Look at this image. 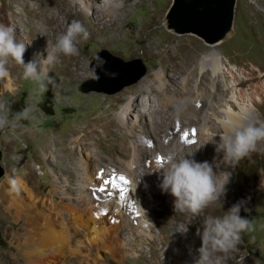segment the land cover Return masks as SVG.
<instances>
[{
  "label": "rangeland",
  "instance_id": "1",
  "mask_svg": "<svg viewBox=\"0 0 264 264\" xmlns=\"http://www.w3.org/2000/svg\"><path fill=\"white\" fill-rule=\"evenodd\" d=\"M22 1L24 0H0V22L6 24H8V22H13L12 24L14 25L15 21L9 17V14L12 13L13 9L18 11L19 8V11L24 13L25 9L22 6ZM31 1L36 3L39 2L38 0ZM58 1L59 3H57V5L59 4V7L61 4V8H59L62 11L59 17L61 22H64L65 14L68 11L67 7H70L71 2H69L70 0H65L64 5L62 3L63 0ZM97 1H100V4L103 6L107 5L106 2L101 0ZM120 1L121 0H117L113 3ZM46 2L50 3L49 0H46ZM172 3L173 0H136L123 10L124 15L120 16L121 19L117 24L111 25L110 21H106V27L104 26V23L95 24V13L88 14L85 12L86 15L84 14V17L82 18L84 21L83 25L86 27L90 35L86 40L81 39L78 45L80 49L78 62H81H73L65 57L58 58L54 67L51 66V71L49 72V76L53 77L56 81L55 86L49 85L44 94H38L37 85L34 81L23 78L22 67L17 65H15L16 67L14 66V70L19 71V75L16 78L18 89L10 91L6 89L5 86L0 85V99L6 100L10 103L12 115L23 110L30 104L36 105L39 110L35 113V120H22L19 122L18 127H9L0 130V149L2 151L1 165L4 168V174L0 178V188H2V186L4 187V206H8L12 199H17L21 206V211L36 215L39 218V225L42 228H45L53 209L51 203L52 189V193L54 192L55 194V201L59 203V205L53 209L55 211L54 217H58V220L60 221L63 217L67 218L69 224L73 226L74 217L80 210H89V208H86L89 206H82L77 200H75L76 198H80L79 194L81 192L85 191L68 189L66 186L67 184L70 183L76 188V186H78L77 183H82L86 186V189H90L92 184L97 186L100 185L105 188H110L111 183L118 185L120 183L119 180H121L120 177H124V180L129 181V178L125 176L126 173L121 171V173H113L112 182L106 184L105 182H101V180H96L97 182H92L91 184V182L86 181L83 172L81 177H79L75 172H73V174L72 172L67 171V169H60L55 163V158L59 155V148L65 146V144L62 143V139H68V143H71L73 142L72 139L74 137H81L82 132L74 134V130L76 128L82 129L88 125V122L91 119L94 120L95 118L101 119L107 117V120L96 122V134L98 131L101 132L103 130L104 124L108 119H116L117 124L118 120L116 118V113L120 112L121 108L128 104L131 97H134L136 103H139L138 108H141L142 110L147 109L151 98L157 100V103L159 104L157 105V108L160 109L162 100L169 98L172 101H181L185 100L187 97H195L197 95V90L203 91L207 84L215 85L219 79L222 83L233 84L231 73L228 71V68H232L237 76L242 78L244 75H247V77H249V79L245 80L239 87H237L242 88L245 92V98L239 99V101H242L241 103H250L252 107L254 106V108H252L254 122L264 121V0H237L233 32L228 38L215 46L208 45L204 39L196 34H181L169 29L166 24V17ZM53 8V10L58 11L56 7ZM123 22L124 26L119 28V30L118 27L120 23ZM39 25L46 28L48 27L46 22L39 21ZM94 29L96 33L93 32ZM23 30L24 28L22 26H16V31L20 38L22 35L25 36V34L22 33ZM61 33L63 32L61 31V28H59L57 36ZM183 39L193 40V45L191 44V46L198 49L201 56L214 47L222 52L225 58V62L223 63L224 75L219 74V78L217 76L215 78L214 74L209 70L205 76V72H200L199 69H196L194 72H191L190 70H178L174 72L170 68L172 63L169 62L168 68L166 69V72L164 71L163 76H157L156 72L158 70H163L161 58H153V56L149 54L150 52L146 54L144 51H141V49L149 47L150 44L153 43L152 50L157 51L159 43L169 45V42H173L174 40L172 44H176ZM40 43H44L43 45H45L44 47L46 48V41H40ZM54 48L55 44H53L52 48L48 51L52 52ZM103 52H107L126 62L140 60L141 64L146 68V73L137 82L130 84L115 93L85 91L82 87L84 83H87V86L89 87L106 86L112 88L119 85L124 79L133 77L135 74H133L135 65L122 67L117 64L115 65L116 67L114 70L111 71V73L114 72L117 74L115 78L107 75L106 73L109 70V66H114L115 63L110 59L103 57L107 63L104 65L103 69L97 71V74L100 76L99 81L93 80L89 76V72L92 70L94 57L96 54H101ZM62 55L65 56L64 54H61V56ZM179 55L181 59H184L187 55V51L181 50ZM80 63H83L84 65H81ZM76 67H80L78 71L79 75L75 74ZM241 71L244 75L240 73ZM150 82L155 84L166 82L167 84H165L168 85L169 90L161 91L158 87L153 86V90L149 93L142 91V86L149 84ZM184 85L191 88L194 92L190 95L179 94L176 89H181ZM237 88H233V90L231 89L225 93L223 99H225L224 103H226V105H233L234 99H232L231 96L233 91L234 93L237 91ZM253 89L255 90L253 91ZM250 95H252L251 98ZM259 98L261 100H259ZM166 109L169 113H172L173 118L176 121L179 120V116H177L175 112L176 106L170 105ZM104 110L105 113H102ZM216 110L219 111L218 108H216ZM211 112L210 106L206 107V111L203 113L204 119L208 121L212 114ZM132 114L133 115H130L131 118L129 119L130 126H132L135 121V112L133 111ZM161 115V112L154 114L157 119H159ZM150 118L149 114H146V117L143 116V119L146 122L144 125L149 124L147 121H149ZM206 120L199 122L198 131L207 129L208 132L203 134L202 139L199 138L193 141L202 144L205 141V138H208L210 140V149L207 153L210 154L213 151L216 152V145L221 142L222 132L215 127L213 130H209L210 124ZM175 122L173 123L172 119L169 120V118H167V123H170L169 127L172 130L173 127H176ZM214 123H216V121H214ZM112 129L113 131L116 130L117 132H121V129L124 128L113 127ZM126 133L127 144L131 146V141H133L131 138L132 135L130 132V134H128L127 131ZM164 135V132L158 134L157 138L160 143L161 141H165ZM80 141L82 144L92 142L91 139L85 140L84 138ZM179 142L180 141L176 139L175 142H173V147L176 148ZM147 143L148 145L150 143V151H147L148 153L146 152L147 155L145 156L148 157V160L146 159L145 162L154 160L155 163H151L152 168L149 173L150 177L140 180L138 188H136V191H133L130 195L136 201L138 209L142 212L147 211V209H145L144 201H149L151 207H154V205L155 207L148 210L146 216H141L139 220L135 222V227L132 226L131 228L132 231L129 228L131 226H128L126 228L124 227L125 229L120 228V233H117L119 231L117 230L118 227L115 225L118 224L117 220H121L122 216L116 215L115 213L108 214L105 219V224L106 228L109 230L108 236H112L111 241L107 243V246H110H106L99 250H97V247H94V250H88L83 246L82 253L77 252L78 255L77 253L71 254L69 253L70 251H68V264H177L175 260L173 261L174 258L171 253L177 249V242L182 241L183 236L180 232L174 231L176 226L187 223L191 224H188V226L192 227L190 236L198 235V229L201 232V216H194L187 210L183 212L176 210L175 202L159 205L160 202L163 204L165 199L169 200L171 196L168 191L161 194V191H163L161 188L162 180H159L160 173L156 170L158 169V165L162 162V158H158L156 154H154V151H152V140ZM111 145L113 146L111 147ZM119 145L120 143L114 140L107 145L106 148L91 146V150L94 149L99 154L100 158L98 162H100V168L108 170L110 165L118 164ZM79 146L80 144L76 145L78 156L82 157L80 156L81 147ZM193 152L194 157H196L197 153L195 150H193ZM218 154L220 156L217 161L214 162V167L216 169L224 164L221 152ZM112 156L113 159L111 158ZM203 156H205V154H203ZM85 158L82 157V161H84L83 167L86 166L85 164L92 165L90 167L91 175L94 171L96 174L101 171L98 169V162L87 156ZM143 164L145 165V163ZM39 166L42 167L39 168ZM144 167L145 166H143V168ZM107 170L106 172L110 175L111 172L109 170L108 172ZM227 170L231 173V180L227 185V192L225 197L222 198V203H213L204 214L222 216L233 204L243 201L244 204L241 208L240 215L251 221L252 229L242 235V243L237 246L241 252L233 253V259H230L228 264H264V191L260 189V181L262 175H264V154L253 153L250 157L243 158L234 168L228 165ZM106 172L105 174H107ZM156 172H158V174ZM153 173H156L157 176L153 175ZM54 174H59L62 178L56 182H50L53 180ZM10 178L18 180V191L12 190L9 183ZM142 181L147 186L144 189V196L139 194ZM89 183L91 184L90 186L87 185ZM128 183H130V181ZM122 186L120 185L119 188ZM89 189L85 192V195L91 198L94 194H92ZM155 191L158 192L157 195H154L153 192ZM70 195L72 196V199L69 197ZM117 195H119V193ZM94 197L97 198L100 196L95 195ZM245 207L248 209L247 212L244 211ZM13 210L15 211L17 209ZM113 212L116 211L113 210ZM10 224V220H0L1 252H12L10 244L12 242L14 243L15 239L13 235H11L12 229L10 228ZM157 224H164L166 226V232L162 235L163 237H167L164 243L162 242L160 228ZM6 227L10 229H7ZM72 231H74V234H72L73 248H77L79 238L83 239L86 243L88 242L85 234L82 235L83 233H77L75 232V229H72ZM138 233L142 234V236L138 237L140 245L137 244L136 249H133L130 242H136L135 239L137 235H139ZM154 237H157L156 241L153 239ZM111 246L112 248H110ZM124 247H128V250L123 249ZM151 248L157 250V255L152 256ZM126 250L129 251V253H136L137 256L134 258L130 254V256L125 257V260L123 261V254ZM92 259L97 262H94ZM183 264L190 263L184 261Z\"/></svg>",
  "mask_w": 264,
  "mask_h": 264
},
{
  "label": "bare ground",
  "instance_id": "2",
  "mask_svg": "<svg viewBox=\"0 0 264 264\" xmlns=\"http://www.w3.org/2000/svg\"><path fill=\"white\" fill-rule=\"evenodd\" d=\"M38 1L39 2L36 3L31 0H24L22 1L23 2L22 6L25 9L24 13L22 11H19L20 10L19 8L18 11L13 9L12 13L9 14L10 15L9 17H11V19L15 21L14 25H16L17 27L22 26L24 28L22 33L25 34V36L22 35L21 38L24 39L26 42H30L24 54L26 63L38 59L37 53L42 54L44 57L47 56L46 54L47 49L49 50L50 48H52V45L56 43V38H57V33L59 32V28H61V31L64 32L68 23H70L72 20H78L82 24H84L82 18L84 17L85 12H87L88 14L90 13L96 14L95 24H100V23L105 24L106 21H110L111 25H113V24H117V22L121 19L120 18L121 15H124L123 10L130 3L132 2L134 3L136 0H121L120 2L117 3H113L114 1L117 0H101L103 2H106L108 6L107 5L103 6L102 4H100V1L98 2L97 0H70L69 2H71V5L70 7L69 6L67 7L68 9V11L66 9L67 13L66 14L64 13L65 14L64 22H61L59 17L62 11L60 10L61 4L59 6L60 8L58 7L59 4L57 5V3H59L58 0H49L50 3H47L46 0H38ZM62 3L65 5V0H63ZM53 7H56L58 11L53 10L54 9ZM39 21L46 22V25L48 27L47 28L42 27L41 25H39ZM106 25L107 24H105L104 26L106 27ZM123 26H124V22L120 23L118 29ZM93 32L96 33L95 29ZM40 41H46L45 43L46 48L44 47L45 45H43L44 43H40ZM173 42L172 41L169 42V45L159 43L157 46L158 49L157 51L152 50L153 43L150 44L149 47L141 49V51H144V53L146 54L150 52L149 54L152 55L153 58L155 57L161 58V63L163 64V70H158L156 72L157 76L159 77L163 76L164 71L166 72V69L168 68L169 62L172 63L170 65V68L174 72L178 70L180 71L190 70L191 72H194L196 69H199L200 72H205V76L209 70H211L215 78L216 76L219 78V74L224 75L223 63L225 62V58L222 52H220L216 47L211 48V50L205 52L201 56L200 51L195 47L191 46L193 40L183 39L178 43L175 42L176 44H172ZM211 46H215V45H211ZM181 50L187 51V55L184 59L180 58L179 52ZM54 54L57 56V58L65 57L73 62L75 61L78 62L79 60L78 57L80 55L79 54L77 56H63V55L61 56V54H63L62 52H55ZM80 64L84 65L83 63ZM9 66H10V76L5 80H0V85L5 86V88L10 91H14L18 89L16 78L19 75V71L14 70L15 64L12 63V61H10ZM52 66L54 67V65ZM79 68L76 67L75 69L76 75H79L78 72ZM228 71L229 73H231L233 84L222 83L221 80L219 79V81L215 85L207 84L205 89H203V91L197 90L196 92L197 95L195 97H187L185 100H181V101L179 100L172 101L169 98L162 100L160 104L161 106L160 109L157 108V105H159L157 103V100L151 98L149 100L147 109L142 110L141 108H138L139 103H136L134 97H131L128 104L122 107L120 112L116 113L117 115L116 118L119 124L118 123L116 124V119L114 118L108 119V121H106L104 124L103 130L101 132L98 131V133L96 134L95 133L96 130L95 125H97L96 122L101 120H107V117H103L101 119L95 118L94 120L91 119L88 122V125H86L82 129L76 128L74 130V134L77 132L78 134L82 132L81 137L79 138L74 137L72 139L73 142L71 143H68V139L63 138L62 143L65 144V146L59 148V155H57L55 158V163L60 169L63 168V169H67V171L69 172L72 173L75 172L79 177H81L83 172L84 178L86 177L85 178L86 181L91 182V184L92 182L94 183L97 182L98 180H101V182H106V181L112 182L113 173L115 172L121 173V171L126 173L125 176H127L130 181V183H128L129 181L127 180H123V181L119 180L120 182L119 184L121 186L123 185L121 188H119L120 187L119 184L115 185L112 183L111 185L109 184L110 188L107 187L105 188V187H101L100 185L97 186L94 184L91 185L89 183L87 185L89 186L91 185L90 189L89 188L86 189V186H84L82 183H77L78 186H76V188L72 186L70 183L67 184L66 186L68 189H72V190L78 189L79 191L84 190L85 192H87L89 189V191H91V193L94 194V196L95 195L100 196L97 198H95L94 196L90 198L87 195H85V192H81L79 194L80 198H76L75 200H77L78 203L81 204L82 206H89L86 207L89 208V210L87 209L80 210L78 214L74 217L73 226L69 224L67 218L63 217L62 220L60 221L58 220V217L57 218L54 217L55 211L53 209H55L59 205V203L55 201V194L54 192L52 193V189H51V203L53 205V209L51 211L50 218L45 225V228H42L39 225V221H38L39 218L36 215L21 211V206L19 205L17 199H12L9 202L8 206H4L5 197H4V187L2 186V188H0V220L2 219V220L11 221L10 224V228L12 229L11 235H13L15 242L14 243L12 242L10 244L11 245L10 248L12 250L11 253L0 251V264H68L69 263L68 251H70L69 253L71 254H76L77 252L82 253L83 250L82 248L84 247H86V249L88 250H94V247H97V250L103 249L104 247L107 246V243L110 242L112 239V236L111 237L108 236L109 230L108 228H106V224H105V219L110 213H115L116 215L122 216L121 220H117L118 224L115 225L116 227H118L117 228L118 231L120 230V228L125 229L128 226H131L129 228L132 231L131 228L132 226L135 227V222L139 220L141 216H146L148 210H151L155 207V205L154 207H151L150 205L151 203L149 201L148 202L144 201L145 209H147V211L142 212L138 209V207L136 206V201L130 195L133 191H136L135 189H136L137 180L143 172H145V174L141 177L140 180L145 179L146 177H150L149 173L152 168L151 163L154 162V160L150 159L151 161L145 162L146 159L148 160V157H146L145 155H147L146 154L147 151H150L149 149L150 143L148 145L147 142L151 140H152L151 148L153 149L152 151H154V154H156L158 158H162L161 154L170 150L180 151L181 155L189 150L190 151L195 150L197 154L196 157H194V159L197 162L208 161L209 163L213 164L214 171L218 173L223 171L228 172L227 170L228 165L223 164L217 169L214 167V162L217 161L220 155L215 151H213L210 154L207 153L208 150L210 149V142H209L210 140L208 138L207 139L205 138V141L203 143H205L206 141L208 142H206L202 146H199L200 145L199 143L193 141L199 138L202 139L203 134L208 132L207 129H204L203 131H198V124L199 122L206 120L203 117V113L204 111H206V107L209 106L212 111L211 112L212 114L210 115V119L208 121L206 120L210 124L209 130H213L215 127L218 130H221L220 132H222V135L226 134L225 122L227 121H231L232 123L254 122L252 115V108H254V106L252 107L250 103H245V102L241 103L242 101L241 102L239 101V99L245 98V92L242 90V88H237L245 80L249 79V77H247V75H244L242 71L240 73L244 75V77L241 78L237 76L232 68L231 69L228 68ZM165 83L155 84L153 82H150L149 84L142 86L141 90L149 93L153 90L152 89L153 86H156L161 91H167L169 90V87L168 85H166L167 83L166 84ZM233 88H237V91L235 90L236 94L233 91V94L231 96V98L234 99L233 105L229 106L226 105V103H224L225 99H223V97L227 91L231 89L233 90ZM176 90L178 91L179 94L182 95H190L194 92L191 90V88H188L185 85L181 89H176ZM254 90L255 89H253V91ZM251 97L252 95H250V98ZM259 100L261 99L259 98ZM170 105L176 106L175 112L176 115L179 116L178 121H176L173 118L172 113H169L167 111L166 108L169 107ZM216 108H218L219 111H217ZM105 110L102 113H105ZM133 111L135 112L134 115L135 121L134 124L130 126L129 119L131 118L130 115L131 116L133 115L132 114ZM157 112L162 113L159 119H157L154 116V114H156ZM146 114H149L151 117L149 121L146 120L147 123H149L148 125L147 124L144 125L146 122L143 119V116L146 117ZM167 118H169V120L172 119L173 123L176 121L175 122L176 127H173V130L170 129L169 127L170 123H167ZM214 121H216L217 124L214 123ZM113 127H120L124 129H121V132H117L116 130L113 131L112 129ZM126 131L128 132V134L131 133V135L133 136V137L131 136L133 140L131 141L130 144L131 146L127 144ZM162 132L165 133L164 135L165 141H161L160 143L157 137L158 134ZM82 138H84L85 140L91 139L92 142L82 144L80 141ZM176 139L179 140L180 142L178 146L174 148L173 142H175ZM114 140L120 143L118 150L119 161L117 162L118 163L117 165H110V167H108V170L111 172L110 173L111 176H110L106 172L107 169L103 170L102 168H100L99 165L100 162H98L100 158L99 154L94 149H93L94 151L91 150V146H100L101 148H106V146L109 145ZM78 144H80L79 147H81L80 156H82L83 158L87 156L88 158L94 159L96 162H98V166H99L98 169L101 170L99 173L96 174L94 171L95 174L93 173L94 175L93 174L91 175L90 167L92 165L90 164H85L86 166L83 167L84 161H82V157L78 156V152H77L76 145ZM112 146L113 145H111V147ZM203 154H205V156H203ZM221 154L223 156L222 151ZM113 156L111 157L112 159ZM143 163H145V165ZM143 166L145 167L143 168ZM41 167L39 166V168ZM105 172L107 174H105ZM156 173L158 174V172ZM156 173H153V175L157 176ZM159 173H160L159 174L160 176L158 175L160 177L159 180H162L163 170H159ZM53 176L54 178L50 182H56L62 178L59 174H54ZM260 185H261V181H260ZM140 186H141L140 187L141 190L139 194H141V196L142 195L144 196V189L147 186L143 181L142 184H140ZM101 189L104 190L101 191ZM260 189L264 191V188H262L261 186ZM161 192H162L161 194H164L167 191L163 190ZM168 192L170 193V191ZM118 193L119 195H117ZM153 193L154 195L158 194V192L156 191ZM170 196L171 197L169 198V200L165 199L164 203L162 204V202H160L159 205L175 202V197L172 196L171 193ZM69 197H71L72 199L71 195ZM115 197H117L118 199ZM212 204L206 207L201 213L202 222L204 218L203 216L209 215L204 213L208 211V209ZM13 209H17V210L14 211ZM113 210L116 212H113ZM210 216H213V214L212 215L210 214ZM202 222H200L201 223L200 227L202 228L200 233H202L203 231ZM157 226L160 228V232H161L160 236L162 238V242L164 243L167 237L166 236L163 237L162 235H164V233L166 232V226L164 224H157ZM72 229H75V232L77 233L78 232L83 233L82 235L85 234L89 243L88 242L86 243L83 239L79 238L78 240L79 244H77V248L76 249L73 248L72 234H74L73 233L74 231H72ZM191 232H192V227L188 226L187 233L185 234L181 233L183 236V240L177 242L178 244L177 249L171 253L173 255L172 257L174 258V259L172 258L173 261L175 260L177 264H183L184 261H187L190 264H195V260L198 258L199 253L197 249L201 245L200 242L201 238L200 235L190 236ZM117 233H120V231ZM138 234L139 235H137L135 239L136 242L135 243L133 241L130 242V244H132L133 249H136L137 244L140 245V243L138 242V237L142 236V234L140 233ZM153 239L156 241L157 237H154ZM110 248H112V246ZM127 248L128 247H124L123 249H127ZM127 250L123 254V259H122L123 261L125 260V257L127 256L129 257L130 254L134 258L137 256L136 253H129V251ZM239 252H241V250H239ZM151 253L152 256L157 255V250L151 248Z\"/></svg>",
  "mask_w": 264,
  "mask_h": 264
},
{
  "label": "clouds",
  "instance_id": "3",
  "mask_svg": "<svg viewBox=\"0 0 264 264\" xmlns=\"http://www.w3.org/2000/svg\"><path fill=\"white\" fill-rule=\"evenodd\" d=\"M89 32L78 20L68 23L65 31L56 38L53 52L47 49V56L37 53L38 59L25 63L24 54L30 44L20 38L16 26L12 23L0 22V80L10 76V61L23 68V78L32 80L37 85L38 94H44L49 85L55 86V79L49 76L51 66L57 61L55 52H62L65 56L80 54L78 47L81 39H88ZM95 65L89 76L99 81L97 69H103L107 61L96 54ZM115 78L116 73H106ZM36 105H28L23 110L12 115L9 102L0 99V130L18 127L20 121H33L38 111ZM226 134L221 135V142L216 145V152H223V163L233 168L243 158L253 153L264 154V121L248 123L225 122ZM208 142V141H206ZM205 142V143H206ZM200 144L199 146L204 145ZM198 146V147H199ZM162 162L158 165L163 170L161 188L170 191L175 197V209L190 211L194 216H201L203 210L212 203L221 202L227 192V185L231 180V173L216 172L213 164L208 161L197 162L193 150L184 152L170 150L161 154ZM143 172L136 184L140 182ZM9 183L13 191H18L19 182L10 178ZM264 188V175L261 185ZM136 190V189H135ZM244 202L240 201L231 206L222 216H203V231L200 235L201 245L197 249L199 255L195 264H228L233 259V253H238L237 247L242 243V235L252 229L251 221L240 215ZM244 211H248L245 207ZM188 224L177 225L174 231L187 233Z\"/></svg>",
  "mask_w": 264,
  "mask_h": 264
},
{
  "label": "water",
  "instance_id": "4",
  "mask_svg": "<svg viewBox=\"0 0 264 264\" xmlns=\"http://www.w3.org/2000/svg\"><path fill=\"white\" fill-rule=\"evenodd\" d=\"M236 2L237 0H173L166 17L167 27L181 34H196L204 39L207 44H219L233 32ZM98 55L106 57L115 63L114 66H109V70L106 69L108 70L107 73H111L116 67L115 65L118 64V66L121 65L122 67L135 65L133 69V74H135L133 77L124 79L119 85L112 88L106 86L89 87L87 83H84L82 87L85 91L115 93L137 82L146 73V68L141 64L140 60L126 62L107 52L99 53ZM94 65L95 59L92 67ZM1 160L2 151L0 149V178L4 174Z\"/></svg>",
  "mask_w": 264,
  "mask_h": 264
},
{
  "label": "snow or ice",
  "instance_id": "5",
  "mask_svg": "<svg viewBox=\"0 0 264 264\" xmlns=\"http://www.w3.org/2000/svg\"><path fill=\"white\" fill-rule=\"evenodd\" d=\"M121 180H124V177H120ZM106 184L108 183V181L105 182ZM104 189H101V191H103Z\"/></svg>",
  "mask_w": 264,
  "mask_h": 264
}]
</instances>
